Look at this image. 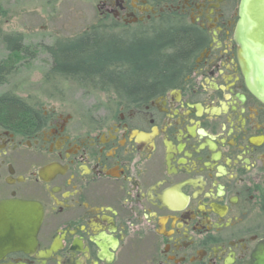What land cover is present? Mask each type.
I'll use <instances>...</instances> for the list:
<instances>
[{"label": "flooded vegetation", "instance_id": "af4514ba", "mask_svg": "<svg viewBox=\"0 0 264 264\" xmlns=\"http://www.w3.org/2000/svg\"><path fill=\"white\" fill-rule=\"evenodd\" d=\"M239 3L96 0L95 25L115 30L106 38H143L130 33L136 26L151 37L167 22L200 37L177 81L133 96L109 86L96 116L24 99L20 85L0 79V204L30 203L40 218L26 222L28 242L0 241V264L262 260L264 103L235 40ZM7 5L0 0V37ZM1 38L29 52L22 36ZM49 54L47 81L77 82Z\"/></svg>", "mask_w": 264, "mask_h": 264}, {"label": "rangeland", "instance_id": "374dc122", "mask_svg": "<svg viewBox=\"0 0 264 264\" xmlns=\"http://www.w3.org/2000/svg\"><path fill=\"white\" fill-rule=\"evenodd\" d=\"M7 3L1 37L22 36L29 52L11 51L0 37V68L5 72L1 81L20 85L19 93L24 99H42L53 104L54 109L81 117L100 114L107 107L106 98L112 94L108 85L88 86L79 80L63 84L59 77L47 81V72L52 67L47 47L55 46L58 37L80 36L90 30L98 19L96 0H7ZM142 30V26L132 27L130 33L139 35Z\"/></svg>", "mask_w": 264, "mask_h": 264}, {"label": "trees", "instance_id": "16d2710c", "mask_svg": "<svg viewBox=\"0 0 264 264\" xmlns=\"http://www.w3.org/2000/svg\"><path fill=\"white\" fill-rule=\"evenodd\" d=\"M108 30L94 25L83 39L50 48L55 67L76 73L73 78L84 85L117 86L127 96L141 95L177 81L200 42L191 28L168 22L157 34L141 33L143 38L134 41L106 38L116 36ZM16 42L12 46L17 49Z\"/></svg>", "mask_w": 264, "mask_h": 264}, {"label": "water", "instance_id": "95a60500", "mask_svg": "<svg viewBox=\"0 0 264 264\" xmlns=\"http://www.w3.org/2000/svg\"><path fill=\"white\" fill-rule=\"evenodd\" d=\"M235 40L248 87L264 103V0H240ZM39 220L35 205L27 202L1 203L0 241L6 244L28 242L33 234L27 231L26 222ZM258 264H264V257Z\"/></svg>", "mask_w": 264, "mask_h": 264}]
</instances>
